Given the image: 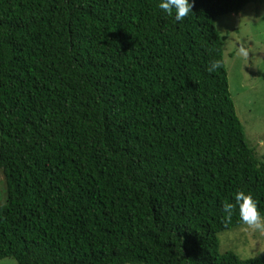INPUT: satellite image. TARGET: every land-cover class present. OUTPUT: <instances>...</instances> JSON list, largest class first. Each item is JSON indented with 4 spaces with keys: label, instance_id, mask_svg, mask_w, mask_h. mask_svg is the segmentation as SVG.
Masks as SVG:
<instances>
[{
    "label": "trees",
    "instance_id": "1",
    "mask_svg": "<svg viewBox=\"0 0 264 264\" xmlns=\"http://www.w3.org/2000/svg\"><path fill=\"white\" fill-rule=\"evenodd\" d=\"M258 1L0 0V259L264 264L219 241L238 191L264 217L216 27Z\"/></svg>",
    "mask_w": 264,
    "mask_h": 264
},
{
    "label": "rangeland",
    "instance_id": "2",
    "mask_svg": "<svg viewBox=\"0 0 264 264\" xmlns=\"http://www.w3.org/2000/svg\"><path fill=\"white\" fill-rule=\"evenodd\" d=\"M231 16L223 15L216 19L217 29L229 36L224 55L230 90L249 144L264 154V0L251 3L238 15ZM236 77L243 80L242 91ZM5 186L4 174L0 171V204L6 200ZM219 241L221 252L232 250L242 258L263 253L264 217L259 218L257 224L245 223L220 232ZM0 264L18 263L5 257L0 259Z\"/></svg>",
    "mask_w": 264,
    "mask_h": 264
},
{
    "label": "clouds",
    "instance_id": "3",
    "mask_svg": "<svg viewBox=\"0 0 264 264\" xmlns=\"http://www.w3.org/2000/svg\"><path fill=\"white\" fill-rule=\"evenodd\" d=\"M158 7L165 13H170L174 9V18L176 21H181L192 12L191 0H160ZM217 67L218 63L213 60L209 63L207 71L212 72ZM235 201L238 203L240 219L250 225L257 224L260 217L257 211V204L252 196L243 191H238L235 194ZM223 209L230 215L233 210V205L231 203L225 204Z\"/></svg>",
    "mask_w": 264,
    "mask_h": 264
}]
</instances>
